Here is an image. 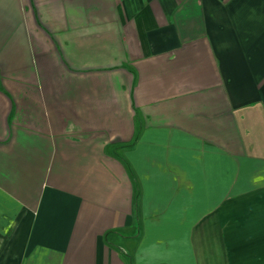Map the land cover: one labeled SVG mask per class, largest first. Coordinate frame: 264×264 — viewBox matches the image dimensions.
<instances>
[{
	"label": "crops",
	"instance_id": "0c3cea01",
	"mask_svg": "<svg viewBox=\"0 0 264 264\" xmlns=\"http://www.w3.org/2000/svg\"><path fill=\"white\" fill-rule=\"evenodd\" d=\"M0 264H264V0H0Z\"/></svg>",
	"mask_w": 264,
	"mask_h": 264
}]
</instances>
